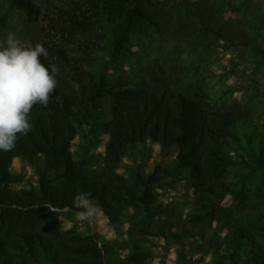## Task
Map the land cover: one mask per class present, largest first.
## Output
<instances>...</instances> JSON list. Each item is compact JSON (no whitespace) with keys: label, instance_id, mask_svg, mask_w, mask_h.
<instances>
[{"label":"trees","instance_id":"trees-1","mask_svg":"<svg viewBox=\"0 0 264 264\" xmlns=\"http://www.w3.org/2000/svg\"><path fill=\"white\" fill-rule=\"evenodd\" d=\"M150 0H10L30 22H40L41 40L48 56L41 62L59 67L57 87L47 107L34 105L32 129L20 136L6 153L32 167L36 185L14 191L27 182L25 174L2 167L0 161V264H107L104 256L90 251L96 236L65 235L61 213H78L73 206L79 193H90L102 214L125 233V223L135 213L153 219L155 187L162 169L149 173L131 167L120 171L130 148L151 141L162 150L177 152L175 168L188 171L196 192L214 197L218 190L235 191L228 175L233 167L263 171L261 182L250 192L253 200L234 223L232 208L218 207L207 216L226 228L210 262L197 258L187 264H264V126L247 123V112L239 107L210 104L194 97L181 84V77L167 70H152L135 81L117 71L115 62L126 48L129 36ZM79 84V91L73 85ZM111 98L105 124L107 140L101 168H89L86 144L89 130L101 114L104 99ZM82 132V153L73 155L71 145ZM48 143L46 154L60 165L42 159L37 143ZM74 179L73 182L61 184ZM232 220V221H229ZM227 222V223H225ZM130 235L127 264H146L150 255ZM250 245L241 258L238 253ZM105 253L111 250L103 245ZM222 248L225 251H222ZM174 264H181L179 259Z\"/></svg>","mask_w":264,"mask_h":264},{"label":"rangeland","instance_id":"rangeland-1","mask_svg":"<svg viewBox=\"0 0 264 264\" xmlns=\"http://www.w3.org/2000/svg\"><path fill=\"white\" fill-rule=\"evenodd\" d=\"M143 6L146 19L140 20L130 34L115 62L117 71L139 81L146 72L164 67L170 77L179 75L181 84L194 97L242 108L247 112V123L260 131L264 126V0H150ZM41 24L30 22L10 0H0V42L9 32L15 33L24 46L40 41ZM104 100L100 116L88 129L90 143L86 147L91 170L101 168L107 140L106 117L113 100ZM85 143L80 132L71 145L72 154L82 153ZM47 147V142L39 141L38 155L61 166L60 159L46 154ZM176 157V151L162 150L148 140L130 148L122 160L121 172L131 167L146 174L161 167V184L155 187L160 212L153 219L145 220V214L135 213L119 236L96 203L90 201L98 211L87 220L79 219L78 213H61L63 233L94 234L97 240L88 247L102 254L107 264H127L126 255L131 251L125 248L130 237L127 230L150 255L146 264H174L176 259L187 264L200 257L210 262L226 228L207 213L218 207L232 208L236 212L233 222L242 223L241 217L253 200L250 192L260 184L263 171L233 167L228 181L235 184L230 186L235 191L221 189L212 197L193 189L188 171L175 168ZM0 161L2 167L22 172L27 178V182L13 185L14 191L36 185L32 167L19 158L0 151ZM103 245L111 250L105 253ZM250 248L246 246L238 255L244 258Z\"/></svg>","mask_w":264,"mask_h":264},{"label":"clouds","instance_id":"clouds-1","mask_svg":"<svg viewBox=\"0 0 264 264\" xmlns=\"http://www.w3.org/2000/svg\"><path fill=\"white\" fill-rule=\"evenodd\" d=\"M47 49L40 43L24 46L16 34L9 32L0 42V151H11L17 140L32 129L30 113L34 105L47 107L57 87L59 67H46L41 57ZM79 91V84L73 85ZM90 193H79L73 206L81 209L78 218L87 220L98 209L91 205Z\"/></svg>","mask_w":264,"mask_h":264}]
</instances>
